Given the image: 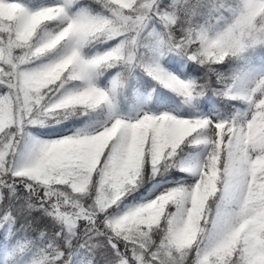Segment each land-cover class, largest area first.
Listing matches in <instances>:
<instances>
[{
    "label": "snow or ice",
    "instance_id": "1",
    "mask_svg": "<svg viewBox=\"0 0 264 264\" xmlns=\"http://www.w3.org/2000/svg\"><path fill=\"white\" fill-rule=\"evenodd\" d=\"M0 264H264V0H0Z\"/></svg>",
    "mask_w": 264,
    "mask_h": 264
}]
</instances>
